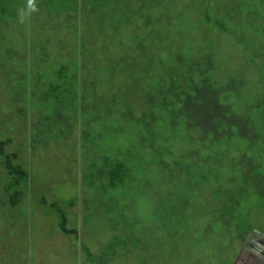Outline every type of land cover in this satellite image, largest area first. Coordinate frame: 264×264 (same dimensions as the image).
Here are the masks:
<instances>
[{
    "label": "trees",
    "instance_id": "1",
    "mask_svg": "<svg viewBox=\"0 0 264 264\" xmlns=\"http://www.w3.org/2000/svg\"><path fill=\"white\" fill-rule=\"evenodd\" d=\"M27 1L24 0V8ZM173 1L45 0L52 8V28L62 33L66 30L73 38L67 50L54 49L61 56L55 62L52 79L43 82L38 73L35 76L32 70H24L20 102L24 116L29 115L36 138L52 132L53 141L74 140L70 149L75 156H79L78 149H81V184L106 192L125 185L126 181H136L140 173L152 174L148 176L156 177L157 181L160 170H164L160 179L166 178L172 195L175 191L178 197L190 196L195 191L193 187L203 183L206 187L199 196L202 199L203 195H211L213 201L220 202L224 216L235 211L246 197L264 200V54L259 56L262 57L259 61L255 60L258 57L246 61L255 63L251 76L243 74L241 68L218 76L214 51L196 50L194 56L190 55L195 49L191 41L196 39L190 35V12L197 8L196 0L190 6H183L181 11L175 7L176 3L171 4ZM251 4L252 1L243 6L238 4L233 13L242 14V9ZM9 6V0H0V17L9 13ZM254 9L247 10L249 18L258 14ZM174 14L178 17L174 24L165 27L164 15ZM108 15L110 18L104 25L109 28L102 27ZM204 16L205 21L217 28L231 29L216 15L208 12ZM235 16L230 15V18ZM96 17L100 19V26L88 25L90 21L95 23ZM138 19L143 26H136ZM140 27L146 35H137ZM123 28L134 30L128 35L129 41L115 33ZM103 32L116 38L112 49L104 44L105 38L100 37ZM84 39L95 44L89 48ZM132 42L137 45L132 53H127ZM115 46L116 49L120 46L116 53ZM164 46L173 48L165 59L158 57V51L153 53ZM108 49L114 55L104 64L100 60ZM66 53L69 55L64 56ZM126 60L132 62L126 63ZM97 69L99 73L110 72L109 75L104 72L106 83L114 88L108 97L97 92L99 75L90 74ZM27 77H31L32 83L30 79L26 82ZM140 94L149 103L148 110L140 106V100L138 104L134 102V97ZM36 101L43 104L36 106ZM47 108L52 109V116L47 115ZM115 116L120 119L121 134L135 133L131 134L133 142L137 141L142 149L129 148L123 154L105 153L99 161L87 159L84 165L87 143H95L101 136L111 134L113 129L105 128L106 121ZM114 130L118 131L115 127ZM10 143V138L0 139V160L10 176L6 190L13 191L11 203L18 205L28 199L29 171L27 162H15L16 151H6ZM75 162L78 166L79 160ZM138 165H142V169H136ZM230 172L235 174L229 175ZM183 181L186 188L178 190L177 185ZM67 203L75 207L76 197ZM52 212L57 217L54 226L60 230L58 235L66 239L72 251L71 263L78 264V217L72 221L66 208L56 200H52ZM80 245L81 255L85 252L87 258L97 264H109L113 259V248L108 254L95 255L87 245ZM52 264L56 263L52 261Z\"/></svg>",
    "mask_w": 264,
    "mask_h": 264
},
{
    "label": "rangeland",
    "instance_id": "2",
    "mask_svg": "<svg viewBox=\"0 0 264 264\" xmlns=\"http://www.w3.org/2000/svg\"><path fill=\"white\" fill-rule=\"evenodd\" d=\"M192 1L174 0L171 4L176 3L175 7L181 11ZM248 1H252L250 7H255L257 15L248 17L250 7L242 9V14L233 13L236 5L243 6ZM9 3V13L0 17V139H12L6 151H16V163L27 162L30 186L28 199L12 205L10 193L13 191L9 193L6 190L10 176L0 160V264H52V261L72 264V251L66 239L58 235L60 230L57 231L54 226L57 217L52 212V200L66 208L72 221L75 216L78 217V242L87 245L92 254L103 255L114 251L109 264H233L242 253L247 234L255 230L264 236V200L246 197L235 211L223 216L220 202L213 201L211 195H203L202 199L199 196L206 187L203 183L194 186L195 191L190 196L178 197L173 190L175 198L169 192L171 188L166 178L160 179L165 174L164 170H160L161 176L157 181L156 177L148 176L152 174L140 173L136 181H126L125 185L107 189L106 192L81 184V149H78L79 156H75L70 149L74 140L65 142L60 138L53 141L52 132L36 138L29 115L27 118L24 116L20 102L23 72L32 70V75L37 76L38 73L43 82L52 79L55 62L61 56L55 50H67L73 35L67 34L66 30L62 33L52 28V8L46 5L45 0H28L27 10L24 0H21L22 5L18 4V0H9ZM194 3L197 8H192L190 12V35L196 39L191 41L195 49L190 51V55L194 56L196 50H212L217 57L218 76L239 68L243 74L251 76L255 63L246 61L255 57L259 61L262 58L259 56L264 54V0H196ZM208 12L223 20L231 29L226 31L205 21L207 17L204 15ZM230 15H236L233 17L236 20L231 19ZM108 18L110 15L106 21L103 19L102 27L108 23ZM177 18V14L164 15V26L168 28L173 25ZM99 20L96 17L95 23L90 21L93 24L88 25L98 27ZM135 22L137 27L143 26L140 19ZM138 30L137 35H146L141 31L142 27ZM115 33L129 41L128 35H132L134 30L130 32L123 28ZM100 37L105 38L104 44L110 49L115 45L116 38L112 39L106 32ZM84 40L89 48L95 44ZM136 45L135 42L129 44L127 53H132ZM117 49L120 50V46ZM117 49L115 46V53ZM172 49V46H164L153 50V53L158 51V57L165 59ZM113 55L108 49L100 62L106 64ZM129 62L132 61L126 60V63ZM104 72L110 74L106 70ZM103 73L97 69L90 74L94 77L99 75L97 92L108 97L114 88L106 83L107 76ZM29 79L32 83L31 77H27L26 82ZM141 96H135L133 100L137 104L140 100V106L148 110L149 103ZM37 103L36 106L43 104L41 101ZM46 112L52 116V109ZM106 122L105 128L113 129L111 134L101 136L95 143H87L84 165L87 159L99 161L105 153L123 154L129 148L142 149L137 141L133 142L132 131L121 134L122 125L118 116ZM126 129L131 128L128 126ZM75 159L79 160L78 166ZM136 169H142V165ZM177 188L183 191L185 181L179 183ZM72 197L77 199L75 207L67 203ZM107 209H110L109 214ZM110 248L114 250L110 251ZM85 254L81 255L82 264H97Z\"/></svg>",
    "mask_w": 264,
    "mask_h": 264
},
{
    "label": "flooded vegetation",
    "instance_id": "3",
    "mask_svg": "<svg viewBox=\"0 0 264 264\" xmlns=\"http://www.w3.org/2000/svg\"><path fill=\"white\" fill-rule=\"evenodd\" d=\"M243 243L242 253L233 264H264V236L253 230Z\"/></svg>",
    "mask_w": 264,
    "mask_h": 264
},
{
    "label": "water",
    "instance_id": "4",
    "mask_svg": "<svg viewBox=\"0 0 264 264\" xmlns=\"http://www.w3.org/2000/svg\"><path fill=\"white\" fill-rule=\"evenodd\" d=\"M81 245H80V243H79V256H78V264H82L81 263Z\"/></svg>",
    "mask_w": 264,
    "mask_h": 264
},
{
    "label": "crops",
    "instance_id": "5",
    "mask_svg": "<svg viewBox=\"0 0 264 264\" xmlns=\"http://www.w3.org/2000/svg\"><path fill=\"white\" fill-rule=\"evenodd\" d=\"M15 2H16V0H14ZM18 4H20L21 5V0H18Z\"/></svg>",
    "mask_w": 264,
    "mask_h": 264
}]
</instances>
